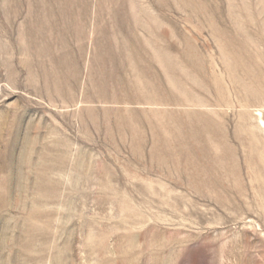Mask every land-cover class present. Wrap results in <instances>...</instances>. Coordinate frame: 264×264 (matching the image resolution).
<instances>
[{
  "label": "rangeland",
  "instance_id": "1",
  "mask_svg": "<svg viewBox=\"0 0 264 264\" xmlns=\"http://www.w3.org/2000/svg\"><path fill=\"white\" fill-rule=\"evenodd\" d=\"M0 264H264V0H0Z\"/></svg>",
  "mask_w": 264,
  "mask_h": 264
}]
</instances>
